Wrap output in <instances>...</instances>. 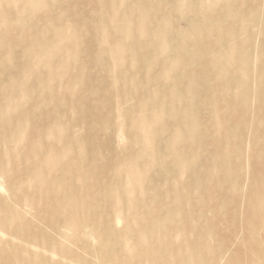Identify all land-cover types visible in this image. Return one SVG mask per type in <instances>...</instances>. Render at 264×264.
<instances>
[{
  "label": "bare ground",
  "instance_id": "1",
  "mask_svg": "<svg viewBox=\"0 0 264 264\" xmlns=\"http://www.w3.org/2000/svg\"><path fill=\"white\" fill-rule=\"evenodd\" d=\"M262 7L0 0V264H264Z\"/></svg>",
  "mask_w": 264,
  "mask_h": 264
},
{
  "label": "rangeland",
  "instance_id": "2",
  "mask_svg": "<svg viewBox=\"0 0 264 264\" xmlns=\"http://www.w3.org/2000/svg\"><path fill=\"white\" fill-rule=\"evenodd\" d=\"M187 3H189V0H185ZM259 1H261V2H263V7H262V9H261V11L262 12H264V0H259ZM262 23H259V25H261ZM259 38H260V35L258 36ZM262 37V36H261ZM95 53V51L92 53V54H94ZM92 54H90V55H92ZM255 65H257V64H255ZM254 69H256V67L254 68ZM103 113H105V114H107V110H105ZM134 147V148H133ZM131 150L132 151H141L140 149H139V146L137 145V144H133V146L131 147ZM136 165H139V164H136V163H134V164H130V165H126V164H123L122 166H121V168L124 170V171H127L130 167H133V166H136ZM183 179H185V178H183Z\"/></svg>",
  "mask_w": 264,
  "mask_h": 264
}]
</instances>
